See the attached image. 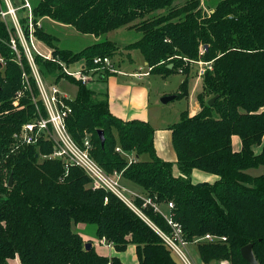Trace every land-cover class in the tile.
<instances>
[{"label": "trees", "instance_id": "trees-1", "mask_svg": "<svg viewBox=\"0 0 264 264\" xmlns=\"http://www.w3.org/2000/svg\"><path fill=\"white\" fill-rule=\"evenodd\" d=\"M208 8L202 0H39L33 5L35 21L48 16L85 35L99 38L121 27L140 31L141 38L125 49H139L152 74H182L177 98L188 95L192 61L212 62L198 94L201 110L195 115L184 110L169 126L175 162L157 154L155 128L148 121L123 120L111 112L106 89L98 92L78 82L68 129L79 143L90 134L92 157L107 172H122L160 208L172 202L170 214L189 243L207 233L226 237L196 242L205 263L227 258L232 264H250L241 249L253 244L255 257L264 264V173L249 172L264 166V0H218ZM7 20L0 12V264L16 257L21 264H121L94 247L87 250L79 224L94 225L95 236L118 251L135 244L141 264L182 263L124 200L107 189H93L82 168L72 166L66 174L61 160L41 159L51 144L14 150L13 134L33 119L34 110L27 98L23 102L29 108L13 106L23 86L22 65L30 68L15 26ZM42 30L38 36L66 62L83 60L94 67L95 57L112 59L119 50L109 39L77 52L62 49L56 36ZM36 58L45 76L62 77L56 62ZM109 75L105 70L100 83ZM98 130L104 131V145ZM235 135L242 141L240 150L233 147ZM194 170L218 178L194 181ZM144 199L137 197L135 205L150 222L171 232L165 214L144 206Z\"/></svg>", "mask_w": 264, "mask_h": 264}, {"label": "built area", "instance_id": "built-area-1", "mask_svg": "<svg viewBox=\"0 0 264 264\" xmlns=\"http://www.w3.org/2000/svg\"><path fill=\"white\" fill-rule=\"evenodd\" d=\"M9 12L14 10L10 9ZM8 13V12H7ZM5 14V13H3ZM24 53L27 54L28 58L33 60L32 69L33 76L35 79L36 87L38 89V94L40 98H29L33 105L34 117L32 120L23 123L18 131L13 134V148L18 149L20 147H26L31 145L39 146L42 142L49 143L52 146V152L49 155V159L61 160L64 164L65 173L68 174L72 166H78L82 168L92 179L93 189H107L122 200H124L131 208H133L138 214L144 217L148 222H150L144 215L142 210L138 208L123 192L120 185V177H122V172L114 171L112 175L105 173L104 169L97 164L91 155L92 141L90 136H86L80 144L71 135L68 129V118L73 112V107L71 105L74 97L71 96L69 92L63 90L59 83L56 82H46L42 77L40 71L37 68L35 62V57H32L31 46L37 51L40 56L44 57L46 60L57 61L56 57L53 56L52 48H49L46 44V50L38 49V43L34 39V35H31V45L26 47L21 35L19 34ZM38 40V39H37ZM12 47L15 51H18L17 44L15 40H12ZM203 51H201V54ZM36 56V54H35ZM58 63L62 66L63 77L67 82L76 84L81 83L83 85L92 84L97 77L105 71L108 70L111 73H117L118 70L115 64L111 61L110 57L97 56L94 58L95 66L93 69L88 67L85 63L78 64L75 69H72L66 61L58 59ZM192 64H196L197 76L202 79L207 69H212L211 61H204L199 59L197 61H192ZM102 71V72H100ZM28 79V78H27ZM31 84H24L21 89L17 91L13 99V103L17 108H23L19 102H23L22 99L25 96L29 97V92L32 93ZM117 150L122 151L120 148ZM127 154V153H125ZM129 157V156H128ZM133 158H130L132 161ZM144 206L151 204L154 208L160 212L161 209L159 205L154 203L151 198H145ZM174 206L172 202L168 203L169 209ZM171 228V232H164L152 222V226L155 230L162 236L167 245L173 250V252L179 257L183 264H192L188 254L185 252V247L189 243L183 237V229L181 224L174 221L172 214L165 215ZM200 240H226V237H219L217 235L207 233L204 237H201L195 242ZM230 260H223L220 264H230Z\"/></svg>", "mask_w": 264, "mask_h": 264}, {"label": "rangeland", "instance_id": "rangeland-1", "mask_svg": "<svg viewBox=\"0 0 264 264\" xmlns=\"http://www.w3.org/2000/svg\"><path fill=\"white\" fill-rule=\"evenodd\" d=\"M38 1L39 0H0V10H1L0 12H1L2 16L5 17L6 19H8L7 20L8 22H11L12 24H14L15 29H16V36L17 35L19 36V34L21 35L23 42H24L26 47H29V45H31L30 37H31V35H34V39L38 43V49L46 50L47 44L43 40H41V38L38 36V34H37L38 28L43 29L42 31H44L46 33H49L53 36H56V38H58V41H55V42L57 43V45L60 48L68 49V50H71L74 52L80 51V50L84 49L86 46L93 44L100 39L101 40L109 39V40L115 41L119 46L118 53H116V55L111 59L112 62L114 59L115 60H121L123 67H126L131 71L135 72V71L141 70L142 72H145L149 68L148 72L151 73V67L148 65L149 67L147 68V65L144 64V58L145 57L139 49H131V50L125 49L126 45H128L129 43L134 42V41L141 38L142 33L140 31H138L134 28L121 27V28L112 30V31L108 32L107 34L102 35L98 38V37H95L93 35L82 34V33L78 32L77 30H75L74 27L67 25V24H64V23H59V22L53 20L52 18H50L48 16L40 17V18H38L37 21H35V14L33 11V5L35 3H37ZM217 1L218 0H202V6L205 9H209L211 7L208 8V6L210 5V6L214 7L217 4ZM10 9L14 10V13L9 12ZM3 13H5V14H3ZM22 19H23L24 23L21 21ZM26 31L28 32V35L26 34ZM25 39L29 45L27 44ZM48 47L51 48L50 46H48ZM52 50H53V48H52ZM23 51H24V49H23ZM36 52L37 51L34 49V47L31 46V54H32V57H35V62L37 64L38 61H37L36 56H39V57H42V56H40ZM35 54H36V56H35ZM53 56L56 57V59H57V61H53V62H56L59 65L58 70L60 71V73H63L62 66L60 65V63H58V59L60 57H58V55H55L54 50H53ZM21 58L22 57L19 54L18 59L21 60ZM26 58H27V62H28L30 71L28 70L27 67H24L21 63V65L23 67V70H22L23 71L22 72L23 80H22V82H23V86H24V84H29V83L31 84L33 91H32V93L29 92L30 96L29 97L25 96V98L28 99V101L31 104L32 109H33L34 107L31 103V99L29 100V98H37L38 99L40 97H39L38 89L36 87L37 85L35 83V79L33 76L34 75L33 69H32L33 67L31 65V63H33V60L28 58L27 54H26ZM42 58H44V57H42ZM132 61H134V62H132ZM71 63H72V65H70ZM81 63L86 64V62L83 60H78L75 62H68L67 64L70 65V67L72 69H75L78 66V64H81ZM40 65L37 64V68L40 71L42 77L44 78V80L46 82L49 81V82L59 83L63 90H66L67 92H69L71 94V96L74 97V99L76 98L77 93H78V89H79L78 83H76V84L71 83L70 84V82H67L66 80H64V78H70V77H68V76L63 77L64 75H62V77H60V79L56 77L57 75L47 77V76H45V74L43 72H41V66ZM195 65L193 66V70L191 71V74H190V81L193 79H194V81H196V79L198 80V83L197 84L195 83L191 87V90H190V94L193 91V89H194V93L192 92V94L189 95V85H190V81H189L188 95H186L184 98H175V99L169 101L168 103L161 102V99L158 97L159 90L161 89V90H165V91L170 92L172 89H174V86H175L174 84L180 80L179 78H181V76L178 74H174V75L172 74L173 76L170 75V77H168V81H167L168 83L163 78L159 77V74H153L152 76H149L146 78L145 81L150 84V88H151L150 112H151V116H152V119H153L155 125H161L164 122L173 123L174 121H178V119L180 117V113L183 110L186 109L189 112L195 106L193 103H196V101H197L198 105L200 104V103H198L199 102L198 101V94L201 91V85H203V78L199 79L197 74H195L194 70L197 69V67H195ZM90 68L93 69V67H90ZM100 72H102V71H100ZM112 74H114V73H111V75ZM87 86L92 87V89H95L98 92H103L101 90H105V88H106L105 84L100 83L98 77H97V79H95V81L92 84H89ZM16 94H17V92L15 93V95ZM19 104L21 106H23V108H17L13 103V106L15 107V109L22 110V109L29 108L26 102H19ZM189 114H190V112H189ZM86 136H90V134L85 133V137ZM239 141H240V139H238L237 143H234V145H233L235 150L241 149V144H239ZM80 144H82V142ZM257 151H260V148H258ZM51 152H52V149H51V151H49L47 153L46 152L41 153L40 158L43 160L49 159L48 157L51 154ZM104 171L108 175L113 174V172L109 173L105 169H104ZM249 172L252 174L264 173V166H261L258 168H251V169H249ZM205 174H208V173H205ZM210 175H212V174H210ZM192 178H193V176H192ZM134 189L136 191L143 192V194H145L144 189L141 186H139L138 184L134 185ZM124 192L129 198H131V201L133 203H135V200L137 197H135V195L131 194V192H129V191L124 190ZM161 211L165 215L170 214V209H169L167 204H165L164 207H161ZM149 223L152 225L151 222H149ZM89 226H91L92 228H95L94 225H89ZM214 235H216V234H214ZM187 247H188L187 251H186V249H184V250L188 254V256L191 260V263L194 264V258H196V259L199 258L196 246L194 244H191V245H188ZM176 261L179 264H182L177 259H176Z\"/></svg>", "mask_w": 264, "mask_h": 264}, {"label": "crops", "instance_id": "crops-1", "mask_svg": "<svg viewBox=\"0 0 264 264\" xmlns=\"http://www.w3.org/2000/svg\"><path fill=\"white\" fill-rule=\"evenodd\" d=\"M114 60H113V63L115 64V67L117 68L118 72L110 75L107 78L106 83H104L106 85L105 89L109 97V107H110L111 112L115 116L123 120L140 119V120L148 121L155 128V148H156L157 154L159 155V157H161L164 160L175 162L177 160V154L172 144V130L169 129V126L177 121H174L173 123L164 122L161 125H155L152 119L151 112H150L151 88H150V84L145 81L147 77L153 75L152 73L148 72L149 70L148 62L144 58V64L147 65V68H148L147 71L142 72L141 70H139V71L134 72V71L129 70L126 67H123L121 60H115V61ZM178 75H180L181 78H179L180 80L174 84L175 85L174 89H172L170 92L161 90V89L159 90L158 97L160 99L163 96L176 94L179 91L180 85L182 81L184 80V76L182 74H178ZM159 77L163 78L167 82L168 77L170 76L163 77L159 75ZM195 83L196 84L198 83L197 79L196 81H194V79L190 81L189 95H191L192 92L194 93V89L191 92V94H190V90H191V87ZM201 90H202V85H201ZM193 104L195 106L189 111L190 115H195L201 110V106L200 104L199 105L197 104V101L196 103H193ZM238 139H240L238 135L233 136V145L234 143H237ZM239 144H241V147H242L241 139L239 141ZM174 172L175 174H178V169L176 166H175ZM205 173L207 172H204L201 170H194L192 173L193 180L213 182L218 178L216 175H213V174L210 175V173H208L209 174L208 175ZM119 182H120L123 192L124 190L129 191L131 192V194H134L135 197L146 198V193L143 194V192L136 191L134 189L135 184L123 178V176L120 177ZM129 199L131 200V198ZM78 230L80 231L84 240L86 242H91L92 247H94L95 250L100 255H103L109 258L118 257L121 264H141L139 261L137 248L135 244L130 243L125 250L118 251L115 248V246L112 243L108 242L105 238H102V239L97 238L95 236V228H92L89 225L87 226L86 224H79ZM191 244H194L196 246L197 253L199 255L198 259L194 258V264H207L200 257V254L198 251V245L196 242L188 243L185 247L186 251L188 248L187 246ZM223 260H229V259L224 258L215 263L213 262L210 264H220ZM10 263L11 264L13 263L21 264L19 257H16L15 259L10 260Z\"/></svg>", "mask_w": 264, "mask_h": 264}, {"label": "water", "instance_id": "water-1", "mask_svg": "<svg viewBox=\"0 0 264 264\" xmlns=\"http://www.w3.org/2000/svg\"><path fill=\"white\" fill-rule=\"evenodd\" d=\"M172 65H170L171 67ZM177 98V94H172V95H166L161 98V102L163 103H168L169 101ZM217 99V96L211 98L208 100V105L212 106ZM98 135L101 139L102 145H104L105 142V134L103 130H98ZM13 185V175L10 176V181H9V186ZM92 247L91 242H86L85 243V248L87 250H90ZM241 253L244 259H246L250 264H259L257 258L255 257L254 251H253V244H248L244 246L241 249Z\"/></svg>", "mask_w": 264, "mask_h": 264}]
</instances>
